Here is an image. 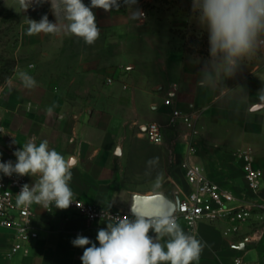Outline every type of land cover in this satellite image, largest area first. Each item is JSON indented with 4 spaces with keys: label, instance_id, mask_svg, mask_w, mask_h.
I'll return each instance as SVG.
<instances>
[{
    "label": "crops",
    "instance_id": "0c3cea01",
    "mask_svg": "<svg viewBox=\"0 0 264 264\" xmlns=\"http://www.w3.org/2000/svg\"><path fill=\"white\" fill-rule=\"evenodd\" d=\"M133 4L111 11L92 9L100 33L110 36L105 48H116L118 42L113 34H120L121 54L112 57L107 65H127L131 86L118 95L94 92L87 100L84 92L69 94L37 80L34 89H26L16 78L19 75H15L0 101L4 156L15 163L13 153L29 140L35 138L37 145L47 140L50 149L65 158H76L70 182L75 196L130 213L139 196L162 195L173 201L179 192L188 190L179 168L185 128L181 122L168 126L172 111L179 110L196 115L200 130L192 161L214 182L239 197L248 196L242 161L237 154L250 149L254 165L262 172L258 196L264 200V62L244 61L236 76L225 81L227 91L219 87L201 88L197 80L209 56L184 51V40L178 36L181 31L196 27L194 17L183 10L151 8L142 18L131 7ZM45 35L42 33V39ZM38 36L27 34L30 45L40 42ZM50 39L48 48L58 49V61H62L66 49L80 50L73 62L77 72H70V81L93 76V45L71 35L51 34ZM63 61L66 73L68 60ZM97 97H105V101ZM166 99H170V105L164 103ZM144 106L149 110L146 121L136 113ZM149 122L165 125L161 145H152L140 132H134L133 123L142 126ZM150 160L154 164L149 165ZM28 179L35 183L39 174ZM157 180L158 189L154 188ZM107 224H90L70 208L54 207L46 212L39 207L32 220L38 237L24 243L22 249L13 251L14 232L0 227V264H82L84 249L74 247L71 241L83 235L99 246L97 232ZM180 226L188 234L184 224ZM226 226L222 220L197 224L196 238L204 247L192 264H234L237 257L251 264H264V236L258 242L246 243L249 227L242 226L239 233L224 236ZM149 235L154 237L155 233L150 231ZM166 240L167 237L163 238L161 243Z\"/></svg>",
    "mask_w": 264,
    "mask_h": 264
},
{
    "label": "clouds",
    "instance_id": "9594fccd",
    "mask_svg": "<svg viewBox=\"0 0 264 264\" xmlns=\"http://www.w3.org/2000/svg\"><path fill=\"white\" fill-rule=\"evenodd\" d=\"M44 2L19 0L24 10L33 3ZM123 2L133 4L136 0ZM50 3L56 22H50L47 15L39 21L28 19L27 34L71 35L83 39L87 45H93L100 37L92 9L111 11L120 7V0H90V5L83 0H50ZM192 9L198 13V22L208 33L209 43V58L200 70L197 85L227 91L225 81L234 78L244 61L264 48V0H192ZM19 79L26 89L36 87L37 82L26 72L19 73ZM13 155L16 162H0V173L9 177L39 174L36 183L24 184L17 193L18 207L37 204L44 209L55 206L66 210L72 205L74 193L70 182L72 169L77 165L75 157L65 158L50 149L47 140L37 145L35 138ZM159 187L157 180L154 188ZM130 211L132 218L117 217L115 223L98 230L99 246L83 235L71 241L74 247L84 249L80 257L82 264H192L199 259L204 245L195 236L185 233L171 214L161 212L148 216L135 206ZM150 231L155 233L154 237L149 235ZM165 237L167 240L161 243Z\"/></svg>",
    "mask_w": 264,
    "mask_h": 264
},
{
    "label": "built area",
    "instance_id": "2783aa9c",
    "mask_svg": "<svg viewBox=\"0 0 264 264\" xmlns=\"http://www.w3.org/2000/svg\"><path fill=\"white\" fill-rule=\"evenodd\" d=\"M142 15H144L142 13ZM170 105V99L164 102ZM181 122L185 128L183 137L184 152L179 168L183 172L188 185L186 192H179L178 204L171 215L180 224L183 223L188 234L196 237L197 224L200 221H218L227 223L223 235L239 233L242 226L249 227V233L245 237L246 243H255L264 236V200L258 196L262 180V172L254 165L252 152L246 149L238 152L237 156L242 161V170L248 196L239 197L229 189L211 180L204 169L195 164L192 159L196 154V138L200 130L196 124V115L173 110L168 121V126H175ZM165 125L159 122H149L140 126V133L152 145H161L164 139ZM11 161L3 153L0 141V162ZM13 162V161H12ZM38 181V180H37ZM36 181V182H37ZM35 182V183H36ZM24 184L30 186L28 176H5L0 173V227L14 232L15 242L12 250L23 248L24 243L35 240L37 232L32 226V220L36 216V209L43 208L41 205L20 206L16 204L17 193ZM73 203L69 207L74 214L85 219L88 223L108 222L115 223L117 217L123 218L132 214L99 204L84 201L73 195ZM80 205V207L77 206ZM55 206L44 209L50 212ZM234 264H251L241 257L234 259Z\"/></svg>",
    "mask_w": 264,
    "mask_h": 264
},
{
    "label": "rangeland",
    "instance_id": "374dc122",
    "mask_svg": "<svg viewBox=\"0 0 264 264\" xmlns=\"http://www.w3.org/2000/svg\"><path fill=\"white\" fill-rule=\"evenodd\" d=\"M131 7L137 10L142 18L145 11L151 8L158 11L183 10L194 17L193 25L196 27L192 30H183L178 33V36L183 40H188L191 37L201 38L208 43L207 31L198 29L201 26L197 19L198 13L193 12L192 0H157L155 3L147 0H136ZM48 11L53 12L51 3L47 0L39 5L33 3L27 10L20 6L19 0H0V80L5 76V79L0 81V101L3 99L2 96L9 80L21 72H26L30 76L34 75L33 78L38 83L52 84L53 88L62 91L67 90L69 94L84 92L87 100L89 99L87 97L93 95L94 92L101 94V91H110L114 95H118L131 86V75L127 65L115 62L113 65H107L112 57L121 54L122 50L118 48L121 40L120 34H113L116 38L114 40L118 42L117 47L108 49L105 48V42L110 36L105 32L100 33L99 39L93 44V76L89 79L75 78L73 81L69 79L70 72H77L73 62L80 50L66 49L62 61H58V49L48 48L51 34L45 35L42 39V33H40L38 36L40 42L36 45H30L26 33L28 19L40 20ZM48 19L50 22L56 21L54 13L48 16ZM61 20H63V13H61ZM86 52L89 54V50ZM46 57L50 61H44L43 58ZM65 58L68 60L66 62L68 63V72L66 71V73L63 66ZM245 61H257L262 64L264 62V48H261L253 58ZM91 98L93 99V97ZM98 99L105 101V97H97ZM136 113L139 119L146 121L149 110L146 106L139 107ZM129 117H133V114L129 113ZM133 129L135 133H139L140 124L133 123Z\"/></svg>",
    "mask_w": 264,
    "mask_h": 264
},
{
    "label": "water",
    "instance_id": "95a60500",
    "mask_svg": "<svg viewBox=\"0 0 264 264\" xmlns=\"http://www.w3.org/2000/svg\"><path fill=\"white\" fill-rule=\"evenodd\" d=\"M178 204V197L176 200L170 201L165 196H139L136 198L135 208L137 211L151 216L161 212H167L171 214ZM131 213V212H130Z\"/></svg>",
    "mask_w": 264,
    "mask_h": 264
},
{
    "label": "trees",
    "instance_id": "16d2710c",
    "mask_svg": "<svg viewBox=\"0 0 264 264\" xmlns=\"http://www.w3.org/2000/svg\"><path fill=\"white\" fill-rule=\"evenodd\" d=\"M83 2L86 5H90V0H83ZM127 5L129 4H125L123 0H120L119 8L126 7ZM183 50L191 54H201V55L209 56V44L206 42V40H203L201 38L191 37L188 40H184ZM4 79L5 76H3L0 81H3Z\"/></svg>",
    "mask_w": 264,
    "mask_h": 264
}]
</instances>
